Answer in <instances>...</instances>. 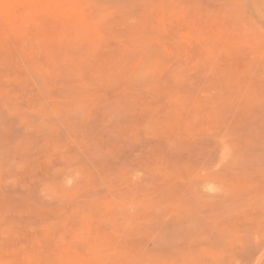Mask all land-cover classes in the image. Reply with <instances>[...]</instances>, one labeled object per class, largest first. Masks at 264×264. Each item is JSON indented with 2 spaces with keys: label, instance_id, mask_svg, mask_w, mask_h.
<instances>
[{
  "label": "rangeland",
  "instance_id": "374dc122",
  "mask_svg": "<svg viewBox=\"0 0 264 264\" xmlns=\"http://www.w3.org/2000/svg\"><path fill=\"white\" fill-rule=\"evenodd\" d=\"M0 264H264V0H0Z\"/></svg>",
  "mask_w": 264,
  "mask_h": 264
}]
</instances>
